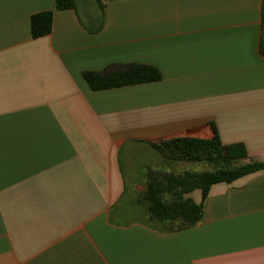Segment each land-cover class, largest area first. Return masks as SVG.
I'll return each mask as SVG.
<instances>
[{"label":"crops","instance_id":"obj_1","mask_svg":"<svg viewBox=\"0 0 264 264\" xmlns=\"http://www.w3.org/2000/svg\"><path fill=\"white\" fill-rule=\"evenodd\" d=\"M74 1L0 0V264H264V170L184 194L203 210L188 228L150 227L143 197L177 173L153 146L172 137L214 126L264 161V0ZM127 63L162 78L82 76Z\"/></svg>","mask_w":264,"mask_h":264},{"label":"trees","instance_id":"obj_2","mask_svg":"<svg viewBox=\"0 0 264 264\" xmlns=\"http://www.w3.org/2000/svg\"><path fill=\"white\" fill-rule=\"evenodd\" d=\"M75 8L74 0H55L54 9ZM52 10L37 12L30 17L33 38L47 35L52 26ZM83 78L92 90L158 81L160 70L140 63L112 64L101 71L86 70ZM153 146L163 152L169 161L203 164V170L184 169L180 173L153 175L144 192L148 225L160 231L188 228L203 220L201 203H195L184 194L201 190L202 200L212 184L232 182L246 174L264 170V161L248 159L242 143L222 144L213 126L211 138L172 137Z\"/></svg>","mask_w":264,"mask_h":264},{"label":"rangeland","instance_id":"obj_3","mask_svg":"<svg viewBox=\"0 0 264 264\" xmlns=\"http://www.w3.org/2000/svg\"><path fill=\"white\" fill-rule=\"evenodd\" d=\"M90 1V0H89ZM93 1V0H91ZM81 2V0H78V3ZM208 167L206 165L203 164H190V163H185V162H181L180 164L176 165V169L175 172H181L184 169H190V170H203V169H207ZM132 188V185H128V189ZM129 192V190H128Z\"/></svg>","mask_w":264,"mask_h":264}]
</instances>
